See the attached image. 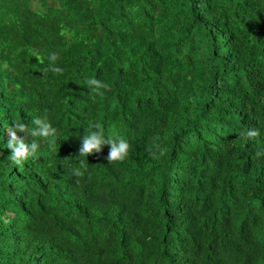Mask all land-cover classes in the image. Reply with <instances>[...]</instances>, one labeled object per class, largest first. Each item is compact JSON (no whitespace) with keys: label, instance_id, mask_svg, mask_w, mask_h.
<instances>
[{"label":"trees","instance_id":"1","mask_svg":"<svg viewBox=\"0 0 264 264\" xmlns=\"http://www.w3.org/2000/svg\"><path fill=\"white\" fill-rule=\"evenodd\" d=\"M0 264H264V0H0Z\"/></svg>","mask_w":264,"mask_h":264},{"label":"clouds","instance_id":"2","mask_svg":"<svg viewBox=\"0 0 264 264\" xmlns=\"http://www.w3.org/2000/svg\"><path fill=\"white\" fill-rule=\"evenodd\" d=\"M58 58V54L56 53H52L48 57L53 63L58 60ZM50 70L57 74L63 73V69L60 67H51ZM85 83L95 95H103L101 89H107L108 87V85L95 78L88 79ZM32 123L35 125L34 128L28 127V125L23 122H16L12 128L8 129L10 139L7 142V148L11 150L9 158L17 165L33 157L39 147L36 140H32L31 143L28 142L30 137L48 138L56 135L57 129L51 125L46 116L43 118H36ZM90 127L94 128L95 131H92L89 135L83 136L81 147L79 148L80 156L88 157L90 154L99 153L102 145H109L110 151L106 157L108 162H122L127 157L130 145L118 133L114 132L112 135L106 137L103 126L100 123H90ZM17 133H23V136H18ZM247 135L249 137H256L259 133L257 130H252L249 131ZM156 147L160 155H164L165 150L159 149V146ZM79 163L81 167L86 170L87 166L85 162L81 160ZM75 175L80 176L83 175V173L77 169Z\"/></svg>","mask_w":264,"mask_h":264}]
</instances>
